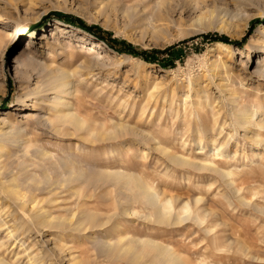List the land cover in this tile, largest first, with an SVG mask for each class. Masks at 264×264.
Segmentation results:
<instances>
[{"label": "rangeland", "instance_id": "1", "mask_svg": "<svg viewBox=\"0 0 264 264\" xmlns=\"http://www.w3.org/2000/svg\"><path fill=\"white\" fill-rule=\"evenodd\" d=\"M58 15L160 53L117 52ZM64 70L73 89L58 94ZM259 119L264 0H0V259L170 264L152 241L173 264H264Z\"/></svg>", "mask_w": 264, "mask_h": 264}, {"label": "bare ground", "instance_id": "2", "mask_svg": "<svg viewBox=\"0 0 264 264\" xmlns=\"http://www.w3.org/2000/svg\"><path fill=\"white\" fill-rule=\"evenodd\" d=\"M58 25H63L61 23H57ZM68 27V26H67ZM85 35V34H84ZM33 39V37H31ZM220 46H223L225 48H227L228 45L224 44V43H217ZM29 51H31V47H30V40H25L23 43V46H21L19 48V51L17 53L14 54L13 59L11 60V62H13L15 64V75H17V73H19V66H20V58L21 55H26ZM98 55V53H97ZM29 65L33 66L35 65L33 62L29 61ZM74 72V71H73ZM72 71L69 70H64L62 72H60L58 75L53 76L51 79V82L54 84L53 89L58 93H66V91L69 89H73V85L71 83V81L69 80V76L72 75L73 73ZM262 75V73L260 74ZM75 87V86H74ZM71 93V91H70ZM64 100V99H63ZM62 98L60 96H58L56 98L57 104L58 105H65V101H63ZM70 104V103H69ZM70 106V105H69ZM258 107V106H257ZM257 107H252L249 108L250 111L244 115L243 120H240L238 117V119L236 118V122L237 124L242 127H245V124L250 123V118L255 114V111L258 110ZM36 107L34 105L33 102H31V104L29 105V110H35ZM68 109V108H67ZM65 110V109H64ZM29 114V113H28ZM62 123H71L73 124V126L76 128L79 125V121L78 119L73 115V113L69 110H67L66 112L62 113ZM61 123V124H62ZM235 123V122H234ZM252 123V122H251ZM254 125L256 126L257 130L254 133V138L252 140H258V142L264 140V120H257V121H253ZM249 125V124H248ZM247 126V125H246ZM202 144L200 145V149H202ZM214 151V156H219V154H221V150L218 149L216 147V149H212ZM256 155V154H255ZM253 155V156H255ZM259 156V155H258ZM170 159L173 163H176L178 165H192L191 161H188L186 158H184L181 155H171ZM190 160V159H189ZM205 162V161H204ZM195 166V164H194ZM211 168V167H210ZM214 168V167H213ZM214 171H217V168H214ZM222 171V170H220ZM226 172H221L223 175H227L228 173H230V171L228 172L227 170H225ZM217 173V172H216ZM120 174V173H119ZM220 174V173H219ZM224 177V176H223ZM222 178V177H221ZM230 180V179H229ZM134 186L137 188L139 194L141 195V197H143L144 199H148V201L150 200L151 203H155L156 202V194L155 192H152L147 186H145L142 182H137L134 181ZM241 201V200H240ZM165 209L162 208V206H159V213L157 214V218L160 219L159 221L164 219V215H165ZM180 218V217H179ZM144 245H148V246H152L154 248H158L157 250L160 251L161 254H164L167 258V261L171 264L172 262H174L175 260V256L172 253H167L165 249H162V247H159V245H155L156 243L152 242V241H144L143 242ZM167 253V254H165ZM178 258V257H177ZM176 258V259H177ZM166 261V262H167ZM167 262V263H168ZM0 264H5L1 259H0ZM173 264V263H172Z\"/></svg>", "mask_w": 264, "mask_h": 264}, {"label": "trees", "instance_id": "3", "mask_svg": "<svg viewBox=\"0 0 264 264\" xmlns=\"http://www.w3.org/2000/svg\"><path fill=\"white\" fill-rule=\"evenodd\" d=\"M60 18H62L63 20L72 23L76 26H79L80 28L87 30L88 32H90L92 35H94L95 37L103 40L109 47H111L112 49L116 50L117 52H125V53H130L133 55H141L143 58L148 59L149 56H147V54L151 55V54H155V53H160L159 51H144V50H137L135 47H133L130 43L124 41V40H119L116 38H113L111 36V33L109 31L103 30L102 28H100L97 25H90L87 26L85 24H83L80 20L69 17V16H61L58 15ZM203 38L205 40L208 41H214V40H218V41H223V42H228V39L223 37V36H218L217 34H204ZM164 51H169L164 50ZM163 53V52H161ZM163 65H165V63H163Z\"/></svg>", "mask_w": 264, "mask_h": 264}]
</instances>
